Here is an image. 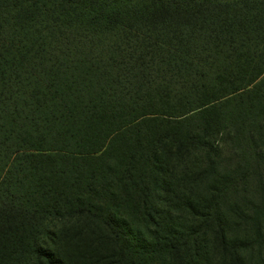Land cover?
Wrapping results in <instances>:
<instances>
[{
  "label": "trees",
  "instance_id": "16d2710c",
  "mask_svg": "<svg viewBox=\"0 0 264 264\" xmlns=\"http://www.w3.org/2000/svg\"><path fill=\"white\" fill-rule=\"evenodd\" d=\"M260 161L264 0H0V264H242Z\"/></svg>",
  "mask_w": 264,
  "mask_h": 264
},
{
  "label": "rangeland",
  "instance_id": "374dc122",
  "mask_svg": "<svg viewBox=\"0 0 264 264\" xmlns=\"http://www.w3.org/2000/svg\"><path fill=\"white\" fill-rule=\"evenodd\" d=\"M228 135L221 150L222 158L219 164L220 171L231 172L233 168H241V171H243V161L240 163V160L244 156L242 150L244 145H240L238 140L233 138L231 133H228ZM239 135L241 136V133H239ZM253 137H255V135H253ZM244 151L247 154V149H244ZM231 154H234L233 158H231ZM245 160L247 165H249L250 161L247 159ZM261 163L258 171H255L252 167L249 169L250 173L246 178V182H244V186L246 188L248 187L246 194L242 195L240 192L235 194H233L234 192H230L228 194L230 198L236 200V202L229 204L230 199H228L225 206V213L229 219H234L231 211L235 204L241 205L244 208V213H246L249 206L248 201L256 202L258 205V209L253 211V216L260 217V214L262 217L264 216V207L260 211V201L264 196V186L262 183L264 180V162ZM238 187H240V185ZM229 231L232 235H236V237L233 236V238H244L242 242H244V244L246 243V245H241L243 247L241 250L242 264H264V224L261 228H258L256 222L252 220L247 226L241 229L233 228ZM260 235H262V239L259 238Z\"/></svg>",
  "mask_w": 264,
  "mask_h": 264
}]
</instances>
